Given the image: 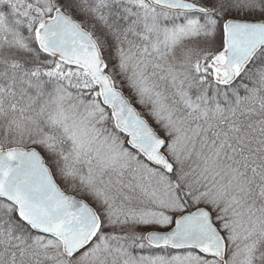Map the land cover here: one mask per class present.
I'll return each mask as SVG.
<instances>
[{
	"label": "snow or ice",
	"instance_id": "6c2138e0",
	"mask_svg": "<svg viewBox=\"0 0 264 264\" xmlns=\"http://www.w3.org/2000/svg\"><path fill=\"white\" fill-rule=\"evenodd\" d=\"M0 264H264V0H0Z\"/></svg>",
	"mask_w": 264,
	"mask_h": 264
}]
</instances>
